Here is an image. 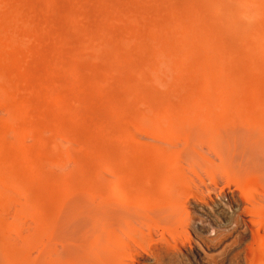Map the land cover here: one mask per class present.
<instances>
[{
  "label": "rangeland",
  "instance_id": "374dc122",
  "mask_svg": "<svg viewBox=\"0 0 264 264\" xmlns=\"http://www.w3.org/2000/svg\"><path fill=\"white\" fill-rule=\"evenodd\" d=\"M5 105L0 156L12 159L3 135L20 130L42 231L91 213L113 179L185 220L188 199L217 201L200 143L264 129V0H0ZM179 230H166L179 249L161 264H186Z\"/></svg>",
  "mask_w": 264,
  "mask_h": 264
},
{
  "label": "bare ground",
  "instance_id": "6f19581e",
  "mask_svg": "<svg viewBox=\"0 0 264 264\" xmlns=\"http://www.w3.org/2000/svg\"><path fill=\"white\" fill-rule=\"evenodd\" d=\"M6 108H0L1 122L7 121ZM3 136L14 154L11 160L0 156V264H161L171 260L179 249L176 239L173 244L166 238V230L176 236L181 234L179 228L185 236L181 246L187 252L186 264L225 260L229 264H264L261 127L243 123L225 128L214 134L209 143H200L196 148L202 174L210 182L202 184L217 200L214 207L207 201L188 199L195 209L178 222L177 209L151 206L144 198L146 191L139 190L137 194L113 179L100 205H89L92 209L88 216L63 217L45 231L37 210L29 206L24 194L19 152L24 145L23 135L17 130ZM182 159L187 160L183 156ZM195 161L190 160L196 167Z\"/></svg>",
  "mask_w": 264,
  "mask_h": 264
}]
</instances>
